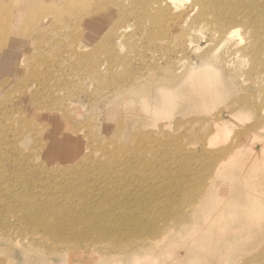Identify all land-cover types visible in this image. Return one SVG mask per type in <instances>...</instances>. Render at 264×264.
Wrapping results in <instances>:
<instances>
[{"label": "rangeland", "instance_id": "1", "mask_svg": "<svg viewBox=\"0 0 264 264\" xmlns=\"http://www.w3.org/2000/svg\"><path fill=\"white\" fill-rule=\"evenodd\" d=\"M158 1L146 0L144 6L152 8ZM194 2L176 0L162 5L163 17L157 21L163 27L152 28L154 42L134 29L132 19L130 33L134 43L129 46L126 39L117 48L116 39L111 38L108 43L111 56L107 55L108 47L100 42L103 27L108 24L101 19L92 22L93 32L82 23L80 31L75 33L61 29L24 35L19 32L24 19L12 17L11 28L1 31L0 45L5 50L0 52V194L5 198L6 208L0 216V264H133V258H121L130 262L113 263L107 256L110 253L102 250L91 255L84 246L78 251L83 254V263L64 250L61 255H49L53 241L40 233L23 231L26 224L12 211L20 199L25 205L37 203L41 211L48 209L56 214L67 208L74 211L64 201L63 187H67L68 181L51 171L58 170L60 174L63 168L88 158L95 179L88 184L89 204L99 206L107 201L104 198H117L118 206L125 204L134 210L137 202L159 199L162 205L152 207L158 212L176 207L167 212L178 218L172 226L164 218L165 221L162 218L157 221L162 229L169 226L163 231L166 230L172 242L169 248L159 247L165 252L147 257L153 264H264V221L254 220L245 213L246 219L240 222L244 212L237 213L231 206L243 208L241 179L231 182L226 173L211 178L214 177L211 169L219 160L216 151L222 146L238 149L247 145L249 139L240 134L247 124L264 115V94L259 92L264 88V79L243 76L234 81L221 79L217 85L215 78L194 86L189 81L176 93V109L170 115L147 112L136 96L159 80L163 84L155 78L162 75L164 64L174 69L183 64L187 72L204 64L184 40L187 41L192 31L194 34L200 31L204 36L199 46L201 51L216 45L211 24L207 17L205 22L199 17L192 6ZM82 3L93 5L87 0ZM143 10L139 8L138 13ZM241 37L243 32L237 31L234 39ZM35 43L39 46L33 49ZM94 56L95 64L102 67L98 69L100 81L93 79ZM31 73L37 78H32ZM132 87L138 88L128 91ZM122 97L127 99L120 103ZM241 101L255 105V110L231 113L228 107L236 108ZM62 110L75 127L64 138L61 135H65L66 123L62 120ZM219 113L220 122L226 126L221 128H226L224 134L228 135H223L219 123L216 125L221 131L217 132L224 138L218 133L214 135L216 130L211 123ZM260 134L263 137L264 131ZM48 141L55 146L58 158L36 157ZM65 145L69 147L64 148ZM114 153L119 159L112 162L113 174L107 173L101 163L111 161ZM40 164L43 172L34 169ZM28 175L30 181L26 180ZM108 176L112 181H108ZM213 180L214 185L224 183V187H215L217 192L214 189L212 202L216 213L189 220L187 230L194 226L193 230L182 231L181 212L194 209L191 200L199 195L197 187L202 185L203 190ZM113 183L118 186L115 190ZM247 201L243 198L241 202ZM118 208L119 212L123 207ZM118 251V247H112L113 253Z\"/></svg>", "mask_w": 264, "mask_h": 264}, {"label": "bare ground", "instance_id": "2", "mask_svg": "<svg viewBox=\"0 0 264 264\" xmlns=\"http://www.w3.org/2000/svg\"><path fill=\"white\" fill-rule=\"evenodd\" d=\"M175 1L159 0L156 6L151 8L150 6H144L146 0H87V2H92L93 5L83 4V0H0V33L5 28H11L9 25L12 17L20 20L24 19V23L19 30L24 35L26 33H45L50 30L61 29L75 33L80 31L79 26L82 23H86L88 25L87 29L93 32L94 25L92 22L101 19L108 24L103 27L100 42L103 46L108 47L106 52L108 56H111L108 45L111 38L116 39L114 47L119 45L117 48H120L122 42H125L126 39L129 46L134 43L133 35L130 33L132 30L130 21L132 19L135 22L134 29L137 32L145 33L149 40L154 42L156 36L152 32V28L163 27L157 21V19L163 17L161 15L163 11L162 5H169ZM192 6L194 10H197V14L204 22L207 17L208 24H211L210 30L216 40V45H210L206 51H201L202 49L199 46L204 40V36L200 31H197L196 34L192 31L187 41L186 39L184 40L188 46L193 47L196 58L200 62H204V64L191 72H187L183 64L176 69L170 64H164L161 67V69H164L162 75L155 78L161 79L163 84L160 85L159 80L151 84L149 90L136 95L140 105L146 107L147 112L152 111L158 114L166 113L170 115L176 109V104L174 103L176 93L182 91L189 81V85L194 86L202 84L207 79L215 78L217 85L221 83V79H233L232 81H234L242 79L243 76H247V79H264V0H195ZM139 8L144 10L138 13ZM82 13L85 14L81 17ZM237 31L243 32V37L238 38V40L234 39ZM76 39H79V36ZM72 40H75V38L73 37ZM73 45L74 43L72 42L73 55H76ZM32 46L33 49H36L39 44L35 43ZM3 49L5 50L4 45H0V52ZM93 58L95 66V71L92 73L94 74L93 79L100 81L101 77L98 69L101 65H96L95 56ZM31 76L32 78H37L34 73H31ZM137 88L132 87L128 91H136ZM259 92L263 95L264 88H261ZM125 99L127 98L122 97L120 103ZM255 107L253 104L241 101L236 108L232 106V108L228 107V109L231 113L241 109L248 112V110H255ZM62 112V120L66 123L65 135H61L64 138L68 131H74L75 127L64 110ZM220 114L211 123L214 131L216 130L215 133L213 132L214 135L218 133L217 135L222 137L228 134H224L227 131H225L226 128H221L225 125H223L224 122H220ZM215 121L217 122L215 123ZM216 124L222 125L220 128L225 132L219 130L220 128ZM247 125L244 127V133L240 134V136L243 135V137L246 136L249 139L247 145H240L241 147L238 149L223 146L218 149L216 155L219 156V160L211 169L213 171L212 175H214L211 178H215L221 173H226L227 179L231 180V182L236 178H240L241 201L243 198H247L248 201L244 204L240 201L243 208L231 206L237 209V213L238 210L244 212L240 216V222L246 219L245 213L248 214V217L250 215V218L258 221L262 219L261 221L263 222L264 197L261 195L264 194V173H262L264 172V136H261L260 131H264V115L258 116L252 123ZM217 130L221 131L223 135ZM52 144L50 141L46 142V146L40 147L36 157H47L48 160H51V156L53 158L57 157L55 146ZM68 147L69 145H65L64 148ZM4 155L2 154V156ZM118 159L119 155L114 153L111 161H109L110 163L107 161L101 163L107 173L114 171L112 162L118 161ZM90 160L91 158H88L82 163L78 162L70 167H65L60 174H57L58 170L51 171L53 175L62 176L68 181L67 187H63L65 191L64 201L65 205L74 211L68 208L60 214L59 212L57 214L55 212L51 213L48 209L41 211L37 203L29 202L25 205V201L20 199L18 205L12 211L15 212L21 223L26 224V227L23 226L22 230L31 231L33 234L40 233L43 238L51 239L54 245L51 251H48L49 255L52 256L61 255L60 253L64 250L70 253V257L72 255L74 259L83 263V254L78 251L84 246L91 255L98 250L109 252L110 254L107 255L108 259H111L113 263L130 262L131 260L126 261L121 258H133V264H153L154 261L149 260L147 257L160 255L165 252V249L159 247L168 246L169 248V244L172 242L169 241V237L165 233L166 230L163 231L168 225L162 229L157 221L160 218H164L166 221L163 220L172 226L173 222L178 218L167 212L176 207L169 208V211L165 212L164 209H161V212H158L157 209L152 207L156 206L157 208V205H162L163 202H160L159 199L148 203L137 202L138 205L135 206L134 210L128 208L125 204L118 206L117 198L113 200L104 198L107 201L99 206L89 204L87 197L90 195L91 189L88 184L95 180L90 173ZM145 165L147 166V164ZM34 169L43 172L41 164L35 165ZM108 178V181H112L110 176ZM30 179L31 175L26 176L27 181H30ZM214 182L213 180L209 184H205L203 190L202 185L197 187L200 191L199 198L196 196L198 200L196 197V199L192 197L191 200L195 208L184 213L181 212L183 223L179 224L182 231L193 230L194 226L187 230L186 223L189 220L195 221L204 214L213 215L212 213H216L217 209L212 202L217 192L215 187L223 186L224 183L214 185ZM112 188L113 190L118 188L117 184L113 183ZM214 189H216V192ZM104 197L109 196L104 195ZM4 202L5 198L0 194V216L6 208ZM121 203L123 202L121 201ZM113 205L115 208H112L114 207ZM118 207L123 208L118 212ZM162 215L164 216L161 217ZM255 224L258 225L260 223ZM243 230L245 229H242L241 232H244ZM212 233L209 232L208 234ZM112 247H118V250H120L118 252L120 253H113Z\"/></svg>", "mask_w": 264, "mask_h": 264}]
</instances>
